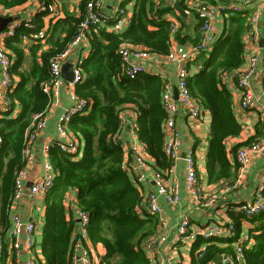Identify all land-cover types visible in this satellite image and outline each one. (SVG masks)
Returning a JSON list of instances; mask_svg holds the SVG:
<instances>
[{
  "label": "trees",
  "instance_id": "1",
  "mask_svg": "<svg viewBox=\"0 0 264 264\" xmlns=\"http://www.w3.org/2000/svg\"><path fill=\"white\" fill-rule=\"evenodd\" d=\"M27 1L0 0V7L9 10ZM60 1L64 16L50 23L45 41L47 47L40 52V62L35 56L41 45L34 43L29 47L30 68L23 67L21 36L30 30L22 24L5 39V46L13 58L11 75L17 77L9 95L12 108L17 105L18 112L15 116L0 118V234L9 228L15 175L25 165L22 158L25 129L32 115L43 111L49 102L42 90L43 83L51 78L49 60L64 51L75 36L89 0L79 1L78 13L69 10L70 0ZM153 5V0H135L130 23L122 33L104 26L91 27L88 55L80 60L85 76L75 86L76 93L87 100V107L69 122L70 130L83 141L81 156L72 159L55 144L48 153L55 176L44 198L40 243L44 264H71L70 240L75 222L66 217L64 206L65 194L70 189L75 191L77 205L89 213L92 244H102L105 249L98 264H149L141 243L155 233L157 217L144 209L138 213L141 195L130 175L121 167L123 149L112 137L120 131L119 112L132 105L137 111V137L147 153L161 169L171 164L163 152L162 122L166 113L161 103V91L164 82L159 75L147 72L128 77L119 54L123 42L142 45L159 55L169 52L171 22L162 17L159 10L153 11ZM182 6L185 8L184 4ZM44 16L43 11L33 16L34 29L42 27ZM229 20L230 28L218 38L213 50L207 56L202 52L194 59L201 60L202 67L196 72L190 71L187 80L193 97L211 116L206 156L210 181L233 176L237 165L229 162L225 141L239 135L242 129L233 112L231 93L221 79L224 73L233 72L244 62L247 11L235 12ZM112 23L114 21L108 24ZM249 142L251 139L246 143ZM239 146L236 144L230 151L236 152ZM244 218L240 212L233 215L235 228ZM249 220L253 223L249 235L254 242L243 250L244 261L246 264H264V211ZM235 239L234 235L207 240L198 236L190 247V264H212L222 254L232 252L229 244ZM202 244L205 245L199 250ZM1 250L5 253V245Z\"/></svg>",
  "mask_w": 264,
  "mask_h": 264
},
{
  "label": "built area",
  "instance_id": "2",
  "mask_svg": "<svg viewBox=\"0 0 264 264\" xmlns=\"http://www.w3.org/2000/svg\"><path fill=\"white\" fill-rule=\"evenodd\" d=\"M35 2L37 11L45 12L44 17L56 20L61 15L60 4L57 0H29ZM126 0H121V5ZM187 10L193 11L199 20V39L190 47H185L182 44L176 43L172 45L169 52L164 55L166 60L175 66V92L170 83H163L161 91V103L166 113V117L162 122V132L164 135L163 152L170 160L171 166L184 158L186 163L185 168V189L193 202L200 207H208L212 199L205 197L203 189L199 183V178L196 171V163L193 149L182 156L180 146V132L176 126V117L182 115L192 121H196L201 115V104L191 94L188 85L189 68L188 63L193 60L199 53L209 51L214 41V23L217 11L221 12H241L246 10L250 4H255L260 0H216L218 2L217 9L213 7L206 0H181ZM104 0H89L85 4V11L82 21L75 36L72 38L67 48L60 54L52 57L49 60L50 80L43 83L42 90L47 94L49 102L46 108L34 113L31 122L24 132V146L22 149V158L25 163L19 171L16 172L14 179V194L9 207V222H10V239H11V256L13 264H20L19 257L21 250L25 248L27 251H36L35 240L33 234L36 230V223L33 219L24 220L14 208L25 193V179L27 178L29 168L33 162V144L38 135L44 130L47 124V116L50 108L57 101L58 88L63 82L61 77V67L65 63L75 48L89 44L88 37L91 27L104 26L106 29L115 33H122L125 31L130 23L129 13L119 4L114 16H109L103 10ZM259 17V10L255 9L249 12L247 19V29L243 35L244 42V62L241 67L231 73H224L223 81L235 78L236 91H238V108L242 110H252L258 107L262 115V137L255 139L249 143L239 146L235 152V162L237 164V173L234 185L241 184L245 177V173L254 155L264 153V106L259 104L260 97L264 96V85L259 86L258 92L252 90V76L255 74L257 62L260 58V53L256 50L252 54H248L247 50L250 45L257 43L259 34L256 29L257 20ZM108 24L109 22H113ZM20 24L30 30V32L23 33L21 36L23 45H30L33 43H43L48 37V27L42 26L39 29H34L32 19H27L23 23L20 21H12L4 30L0 32V111L11 112L12 101L10 99V92L14 86L13 77L11 75V66L13 58L9 49L5 46V39L14 34L16 27ZM264 27V18L262 21ZM249 27V28H248ZM172 36L176 32L177 26L171 23ZM121 62L125 74L133 78L139 73L146 72L145 66L141 62L147 58L150 52L146 48H142L136 44L123 42L119 49ZM73 79L72 81H65L68 91L69 106L59 115L55 122L56 136L54 139L47 140L42 145L43 154V174L31 182L28 196L33 198H44L46 192L52 187L55 172L52 164L49 161L48 153L52 144L59 147L62 152L68 154L72 159H78L82 153L83 142L82 139L76 135L69 128V122L73 116L81 114L87 107V100L80 97L76 91L75 86L83 80L84 72L80 67V59L71 62ZM120 119V130L123 123L127 121L128 130L133 142L123 149V160L121 167L130 175L133 184L141 185L147 180L148 173L146 171L147 159L150 158L145 145L138 141L136 132V118H129L128 112L121 110L118 114ZM131 116V115H130ZM120 131L113 135L112 140L120 143ZM2 138L0 136V143ZM148 176V177H147ZM155 184V190L143 195L140 187L138 189L141 199L137 207L138 213L141 209H146L147 212L160 215L162 207L158 203V197H162L166 204L176 205L180 202V194L176 186L169 187L164 179L163 172L155 169L150 176ZM64 202H70L66 199ZM71 205L70 210L76 217V223L73 228L70 240V256L71 264H95L91 255L92 242L89 237V213L77 205L76 200ZM71 204V203H70ZM69 204V205H70ZM235 212H240L245 218H250L262 211H264V176L260 184L255 189L250 200L243 202L240 205L233 207ZM166 226L165 221L158 219L156 233L146 237L141 248L147 256V253H152L156 248L165 243L167 237L160 233ZM235 232V225L233 222L225 224H213L205 228L195 230L188 216H184L176 226L175 240L191 247L198 236L203 239H211L216 237H230ZM250 236L241 237L235 244L232 254H222L217 264H246L244 261L243 250L248 246ZM204 247V246H203ZM200 247L199 250L203 249ZM37 253V251H36ZM148 257V256H147ZM149 259V258H148ZM25 264H38L37 256L31 255ZM149 264L152 263L149 260ZM170 264H175L171 262Z\"/></svg>",
  "mask_w": 264,
  "mask_h": 264
},
{
  "label": "crops",
  "instance_id": "3",
  "mask_svg": "<svg viewBox=\"0 0 264 264\" xmlns=\"http://www.w3.org/2000/svg\"><path fill=\"white\" fill-rule=\"evenodd\" d=\"M60 4L61 15L64 16L63 5L60 0H57ZM80 0H70L69 10L74 12H79L78 4ZM213 7L217 9L218 2L216 0H206ZM178 2L182 9L180 13L174 6ZM258 4H250L246 10L247 17L249 12L258 9L259 17L256 24V29L259 34L257 43L250 45L247 50L248 54L254 53L256 50L260 53V58L257 62L255 74L252 76V90L258 92L259 86L264 85V27L262 24L264 18V0H260ZM153 11L159 10L161 16L169 20L171 23H175L177 26L176 32L172 36L170 33V47L176 43L182 44L185 47H190L194 44L200 36L199 32V20L193 11L183 8V3L181 0H153ZM182 3V4H181ZM121 5V0H104L103 10L109 16H114L118 5ZM135 5V0H126L123 7L129 15L132 14ZM37 5L35 2L27 1L26 3L13 7L9 10H4L0 7L1 16H13L16 18L14 21H26L27 19H32L37 13ZM235 12H221L217 11L215 15L214 23V41L211 45L209 51L205 52L204 55L207 56L214 48V45L218 38L227 32L230 28L229 17ZM248 19V18H247ZM51 20L48 17L42 18V26H46L49 29ZM152 28V27H151ZM249 28V27H248ZM247 29V28H246ZM245 34V33H244ZM34 44V43H33ZM41 45V48L37 50L35 59L40 62V52L42 49L47 47L46 42L37 43ZM24 46V64L25 69H29L31 65V53L29 51L30 45ZM142 48V45H138ZM89 45L83 44L74 49L71 53L69 59L66 62H74L78 59H83L88 55ZM11 53V51L9 50ZM200 54V53H199ZM198 54V55H199ZM196 55V57L198 56ZM190 61L188 64L189 72H196L201 69V60ZM145 66L146 72L150 74L159 75L164 83H170L171 87L175 92V66L169 63L164 55H159L155 53L149 54V56L141 61ZM222 83L226 85L232 96L233 112L236 119L240 122L242 129L239 135L235 137H229L225 141L226 145V156L230 163H235V152H231V148L236 144L244 145L249 139L251 141L262 137V115L259 112V108H253L252 110H242L238 108V91H236L235 78L223 81ZM17 81V77H13L14 85ZM65 81L60 84L58 88V96L56 103L52 105L47 116V124L44 130L38 135L36 141L33 144V162L29 168L27 178L25 179V187L27 183L32 182L37 177L43 174V154L42 145L45 141L54 139L56 136L55 122L59 115L69 106L70 101L68 98V91L65 85ZM14 87V86H13ZM259 104L264 106V96L260 97ZM201 115L196 121H192L185 116L178 115L176 117V126L180 132V146L182 151V156L184 153L188 152L189 149H193L195 157V165L197 176L199 178V183L203 189V194L205 197L212 199L211 204L208 207H200L196 205L191 197L188 195L185 189V168L186 163L184 158H181L174 167L169 165L165 169L159 168L152 157L147 159L146 171L148 173V178L140 186L135 184L138 189L142 191L145 195L150 191L155 190V184L152 180L151 173L155 169H159L163 172L166 184L169 187L176 186L179 194L181 196L180 202L176 205L166 204L162 197H158V203L162 207V213L160 215H155L158 219L165 221L166 226L161 230L160 233L165 234L167 240L165 243L156 248L152 253H147V256L152 263L156 264H170L174 262L175 264H190V247L184 243L175 240L176 226L184 216H188L191 225L195 230L205 228L213 224H225L227 222H233V215L237 212L233 209L234 206L240 205L245 201L252 198L255 189L260 184L261 179L264 176V153L254 155L248 164L245 177L241 184L238 186L234 185L236 178L237 168L234 171L233 176L230 179H219L216 181H210L207 168H206V156L208 152V140L209 131L211 124L210 112L201 105ZM125 113L128 112L129 118L137 119V111L132 105H128L122 108ZM18 112V106L15 105L13 110L9 113L0 111V118L4 116H15ZM131 115V116H130ZM120 141L121 145L127 147L129 146L134 138L128 130L127 121L123 123L120 130ZM138 141H140L138 139ZM83 142V141H82ZM141 142V141H140ZM149 155V154H148ZM237 165V164H236ZM29 188H25V193L23 198L17 202L14 210L21 215L24 220L33 219L36 223V230L33 234V238L36 242V251H27L25 248L21 250L19 257L20 264H25L26 260L31 256H37L38 264H44V258L41 252V239H42V225L44 221L45 204L44 198H33L30 199L28 196ZM66 199H70V202H64L66 209V217L72 218L76 223V217L70 210L71 205L76 200L75 191L70 189L66 192ZM71 203V204H70ZM70 204V205H69ZM144 209V208H143ZM146 210V209H144ZM147 211V210H146ZM235 225V224H234ZM253 228V223L247 219H241L238 227L235 228L234 236L235 241L231 244L232 254L235 244L237 241L244 236H250L251 229ZM157 229V226H156ZM156 233V230H155ZM232 235V236H233ZM231 237V236H230ZM216 238H229V237H216ZM143 242V241H142ZM253 238H250L248 246L253 244ZM11 239H10V227L0 234V264H13V258L11 256ZM142 244V243H141ZM2 245H5L6 251L2 253ZM202 244L200 247H203ZM225 246L224 244H222ZM91 255L93 262L95 264L99 263L100 256L104 253L105 249L102 244H96L91 247ZM220 257L217 258L212 264H217Z\"/></svg>",
  "mask_w": 264,
  "mask_h": 264
},
{
  "label": "water",
  "instance_id": "4",
  "mask_svg": "<svg viewBox=\"0 0 264 264\" xmlns=\"http://www.w3.org/2000/svg\"><path fill=\"white\" fill-rule=\"evenodd\" d=\"M175 8L180 12L182 13V9L180 7V5L178 4V2H176L174 4ZM16 20L15 17L13 16H1L0 15V32L2 30H4L6 28V26L11 23L12 21ZM72 64L69 63V62H65L62 64V67H61V77L66 80V81H72L73 79V72H72ZM31 185V182L30 183H27L26 184V187L25 188H29Z\"/></svg>",
  "mask_w": 264,
  "mask_h": 264
},
{
  "label": "rangeland",
  "instance_id": "5",
  "mask_svg": "<svg viewBox=\"0 0 264 264\" xmlns=\"http://www.w3.org/2000/svg\"><path fill=\"white\" fill-rule=\"evenodd\" d=\"M82 149H83V147H82ZM81 156V155H80Z\"/></svg>",
  "mask_w": 264,
  "mask_h": 264
}]
</instances>
